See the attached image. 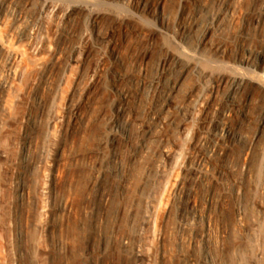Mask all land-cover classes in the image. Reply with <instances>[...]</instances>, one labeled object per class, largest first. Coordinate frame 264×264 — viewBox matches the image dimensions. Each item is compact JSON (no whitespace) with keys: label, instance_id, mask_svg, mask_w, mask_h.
Masks as SVG:
<instances>
[{"label":"rangeland","instance_id":"rangeland-1","mask_svg":"<svg viewBox=\"0 0 264 264\" xmlns=\"http://www.w3.org/2000/svg\"><path fill=\"white\" fill-rule=\"evenodd\" d=\"M0 264H264V0H0Z\"/></svg>","mask_w":264,"mask_h":264},{"label":"bare ground","instance_id":"bare-ground-1","mask_svg":"<svg viewBox=\"0 0 264 264\" xmlns=\"http://www.w3.org/2000/svg\"><path fill=\"white\" fill-rule=\"evenodd\" d=\"M47 3V2H46ZM44 4L43 6H42V10H46V9H48L49 7H50V5L49 4ZM202 25H203V23L201 24V23H199L197 20H192L191 21V23H190V28L194 31V32H198L199 31V29L202 27ZM205 25H208V24H205ZM203 28V27H202ZM201 28V29H202ZM201 29H200V31H201ZM203 31L201 32V35H200V40L201 41H203V40H205L206 38H207V36L209 35V32H210V25L209 26H204V29H202ZM198 35V34H197ZM186 51V50H185ZM190 50H188V53H191L192 52V54H193V52H194V50L193 51H190ZM187 53V52H186ZM188 53H187V55H188ZM9 54H10V52H9ZM12 54V53H11ZM191 54V55H192ZM196 54H193V56H195ZM242 59V63L245 61V59L244 58H241ZM241 62V61H240ZM233 79V84L235 85V84H239L242 80H243V76L242 75H239V74H236V75H234V78H232ZM169 102L168 101H165V104H168Z\"/></svg>","mask_w":264,"mask_h":264}]
</instances>
